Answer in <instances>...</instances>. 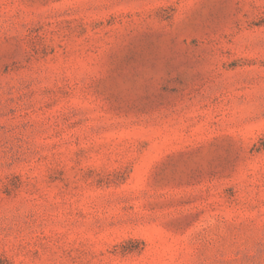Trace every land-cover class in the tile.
<instances>
[{
    "label": "rangeland",
    "instance_id": "obj_1",
    "mask_svg": "<svg viewBox=\"0 0 264 264\" xmlns=\"http://www.w3.org/2000/svg\"><path fill=\"white\" fill-rule=\"evenodd\" d=\"M0 264H264V0H0Z\"/></svg>",
    "mask_w": 264,
    "mask_h": 264
}]
</instances>
